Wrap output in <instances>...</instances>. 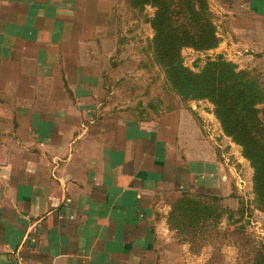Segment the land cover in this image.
Masks as SVG:
<instances>
[{
	"label": "crops",
	"instance_id": "crops-1",
	"mask_svg": "<svg viewBox=\"0 0 264 264\" xmlns=\"http://www.w3.org/2000/svg\"><path fill=\"white\" fill-rule=\"evenodd\" d=\"M116 1L0 0L16 144L0 162V264H203L170 230L172 206L184 193L238 203L233 144L210 113L190 105L144 121L100 98L113 57L99 35ZM208 3L216 52L264 59V0Z\"/></svg>",
	"mask_w": 264,
	"mask_h": 264
},
{
	"label": "rangeland",
	"instance_id": "rangeland-1",
	"mask_svg": "<svg viewBox=\"0 0 264 264\" xmlns=\"http://www.w3.org/2000/svg\"><path fill=\"white\" fill-rule=\"evenodd\" d=\"M153 14L154 9L149 6L140 10L131 6L129 0L116 1L110 25L101 30L99 35L101 42L98 52H106L113 57L112 60L101 61L100 67L105 74L101 83L105 92H101L100 98H104L105 93V100L111 102V105L123 106L122 111L127 115L144 121L192 105L202 114L208 112L213 116L215 120H203L213 126L215 132L222 130L210 101L184 100L174 92L171 78L166 74L163 62L152 48L154 33L150 20ZM213 21L215 24L214 15ZM220 30L224 31L222 28ZM226 50L216 52L215 48L210 51H198L192 47H183L179 56L182 66L196 74L217 57H222L225 61L235 64L238 70L250 72L264 89V59L242 57L233 53L231 48ZM12 94L0 89V162L8 159L7 150L16 146L13 140H9L11 124L6 118L11 115L13 109L8 104ZM216 124L217 131L216 126L214 127ZM222 133L224 134L223 130ZM224 136L232 141L230 137L225 134ZM232 144L233 147L228 145L225 157L227 164L236 173L230 175L233 176V181L239 184L238 203L236 200L234 203H226L228 201L195 195L193 199L199 201L201 206L212 209V217L203 226H185L188 231L193 232L186 237L176 233L180 241L186 240L190 245L194 263L202 256L203 264H255L258 262L256 251L264 246V213L256 209L253 169L244 156L242 147L233 141ZM218 215L221 218L215 220Z\"/></svg>",
	"mask_w": 264,
	"mask_h": 264
},
{
	"label": "trees",
	"instance_id": "trees-1",
	"mask_svg": "<svg viewBox=\"0 0 264 264\" xmlns=\"http://www.w3.org/2000/svg\"><path fill=\"white\" fill-rule=\"evenodd\" d=\"M129 1L140 10L146 6L154 9L150 20L154 33L152 48L163 62L174 92L184 100L210 101L224 134L242 147L253 169L256 209L264 213V106L259 107L264 105V89L250 72L238 70L222 57L214 59L198 74L182 66L179 52L183 47L210 51L220 43L207 0ZM212 214L211 208L201 206L193 196L184 193L172 206L168 226L186 237L193 232L185 226H203ZM220 218L218 215L215 220ZM256 254L255 264H264V246Z\"/></svg>",
	"mask_w": 264,
	"mask_h": 264
}]
</instances>
